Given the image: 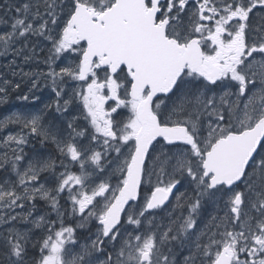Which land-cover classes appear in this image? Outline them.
<instances>
[{
  "label": "snow or ice",
  "instance_id": "obj_1",
  "mask_svg": "<svg viewBox=\"0 0 264 264\" xmlns=\"http://www.w3.org/2000/svg\"><path fill=\"white\" fill-rule=\"evenodd\" d=\"M43 4L48 9L45 15L50 16V23L55 25L59 7L56 0H43ZM36 7L39 9L41 5L38 3ZM68 7V19L57 38L48 34L49 21L43 20L37 11L33 14L34 19L42 21L38 27L34 28L26 19H16L12 31L0 35V44L7 51L14 39L32 34L52 42L53 58L75 51L81 57L75 70L52 71L47 75L53 82V91H56L57 80L65 76L75 81H88L74 95L80 97L86 110L85 119L90 118L95 132L93 142L105 149L104 153L95 152L90 163L103 172L102 156L110 151L119 156L122 145L130 146V156L118 169L122 179L111 192L107 180L92 186L89 191L87 175L61 173L56 196H52L42 185L24 186L38 183L41 174L53 170L54 162L34 161L20 169L22 147L9 146H25L27 136L18 134L6 138L3 147L15 156L0 158V171L10 164L23 191L17 195L14 189L4 192L0 188V204L15 211L24 207L20 201L41 199L56 210L59 195L67 192L73 206L72 213L84 217L78 227H85L89 220L102 226L91 244L78 255H72L67 246L77 244L74 229L61 227L53 231L55 225L47 224L41 217L34 222V227L47 228L48 235L42 242H36L40 250L38 264H92L89 257L93 253L104 251L106 241L113 244L118 239L122 245L115 262L108 256L104 264H175L163 249L173 242H180L181 235L186 236L195 226L192 216L171 238L172 226L160 234L159 240L154 233L135 236H122L121 233L122 217L127 225L140 228L147 213L164 209L180 184L177 174L195 182L200 198L213 196L224 189L232 190L230 211L234 214L233 224H239L238 230H226L223 240H215V233L209 235L207 247L197 241L196 255H189L185 264H195L197 255L203 264H264V156L260 155L264 153V87L258 96L248 98L246 95L251 85L259 83L264 86V25L255 29L260 33L258 42L249 44L245 39L250 14L254 9H264V0H71ZM22 11L27 16L29 5H24ZM186 11L189 13L187 17ZM201 22L210 23L212 27L206 29ZM207 42H210L214 54L201 50ZM254 54H261V58H254ZM98 69L105 70L103 83L96 79ZM125 75L131 81L130 88L125 89V95L130 96L127 100L119 95L120 89L124 88L121 78ZM198 79L211 86L225 81L238 85L237 98L231 104L226 102L227 93L220 98L221 106L228 109V117L221 107H214L215 97L206 99L202 92H197L189 98L191 94L184 89L189 81ZM61 93L62 89L57 96ZM171 96H176L179 102L172 101L168 119L173 123L168 126L161 107L165 98L171 99ZM241 97L246 99L243 106L239 103ZM109 100L115 101V106L106 111L104 106ZM71 103L69 99L62 106L57 105V111L66 112ZM189 104L196 106L195 111H187ZM125 107L129 108L131 117L121 126L112 117L119 108ZM237 109L242 115L234 122L232 116ZM205 113L216 121L206 125V134L200 123V117ZM41 120L42 115H14L0 121V131L15 124L27 129V135L49 138ZM83 135L82 132L76 133V136ZM101 137L103 139L98 140ZM157 140L168 146L186 148L175 149L171 157L161 149V156L152 162L154 168H159L156 173L158 183L151 196L137 206L136 202L141 200V185L151 182L145 162ZM56 143L62 155L78 163L81 169L85 168L89 158L81 159L82 150L78 151L71 143L66 146ZM170 164L171 174L165 181ZM239 184L246 185L247 193L255 197L249 207L258 213V217L245 211V218L241 220L247 193L236 191L234 186ZM73 189L77 191L73 192ZM98 198H101L99 203ZM180 199L177 198L178 206ZM199 207L198 198L191 212L195 214ZM16 219V216L11 217L12 221ZM22 220L28 222L27 217ZM9 222L0 217V224ZM148 224L151 226V220ZM10 235L12 239L8 243L11 257L15 258L14 264H26L27 234L13 232Z\"/></svg>",
  "mask_w": 264,
  "mask_h": 264
},
{
  "label": "rangeland",
  "instance_id": "obj_2",
  "mask_svg": "<svg viewBox=\"0 0 264 264\" xmlns=\"http://www.w3.org/2000/svg\"><path fill=\"white\" fill-rule=\"evenodd\" d=\"M70 2L71 0H66L64 4H59L58 6L61 7L62 10L57 12L58 19L56 24H48V34L53 39L57 38L63 31V26L69 15L68 5ZM34 3L36 8L34 13L38 11L41 16V13L48 11L47 5H45L46 8L43 7V0H34ZM38 3L41 5L39 9L36 7ZM6 4L7 0H0V16L6 18L5 21H8V23H5L6 26H8L10 22H15L16 19H26V15L22 11L23 7H21L19 3L18 6L21 11L18 8L19 11L17 14H13L12 10L8 8ZM23 5H25V3H22V6ZM3 9L5 10L3 11ZM43 20L50 21V16L44 15ZM41 22L42 21L39 19H34V16L31 21H28V23L33 24L34 28L38 27ZM11 31L12 30L5 29L2 31L1 35L8 34ZM42 37L43 36L29 34L25 37L14 39L12 44L7 46V51H4L5 46L0 44V89H3V91L0 92V101H2L0 102V121L9 119L14 115H42L41 126L48 133L49 138L39 135H27V129H22L20 125L10 124L0 131V158L5 156L12 158L15 156V153L3 147L6 138L9 135L15 136L23 134L27 136L28 141L25 146H9L22 147L21 154L23 155V161L19 165L20 169H25L28 164L34 161H52L55 164L52 171L45 172L39 176L38 183L34 185H25V188L39 187L42 185L52 193V196H56L55 189L59 184L58 178L61 173L73 175H81L83 173L89 178L86 182L89 191L92 186L107 180L111 185V192L112 189L120 184L122 177L118 173V169L123 167L124 160L128 159L130 156V146H121L119 156H117L114 151H110L108 155L102 156L101 165L104 168L103 172L98 171L96 166L90 163V157L95 152L104 153L105 149L98 142H93L92 137L95 132L90 125V118L85 119L86 110L80 102V97L74 95L81 90L82 85L79 81H77L79 86L75 85V80H71L65 76L63 79L57 80L56 91H53V82L47 75L52 71L59 73L64 70H75L81 61V57L74 51L63 53L53 58L52 42ZM40 55L45 56L40 58ZM67 81H71V83H67ZM61 89V95L57 96V92H60ZM257 90L258 88H255V91ZM255 91L253 90L250 93L249 98L258 96L262 93L261 89L257 92ZM199 92H202L206 99L215 97L214 107H221L226 117L229 116V112L228 109L221 106L220 98L225 97L227 93L226 102L231 104L232 101L236 100L238 95V92L233 93L229 88L219 91H206L204 87L201 88ZM25 96L28 97L27 100L24 99ZM69 99L72 100V103L68 110L66 112L57 111L56 106H62L63 103ZM239 103L243 106V104L246 103V99L241 97ZM195 109V105L194 107L190 104L187 106V111H195ZM187 111L185 112V116L187 115ZM241 115L240 109H237L232 116L233 121H235L236 117ZM215 122L214 117H210L206 113L200 117V123L204 126L205 134L207 132L206 125ZM227 123L228 121L226 120L225 124L227 125ZM70 124L72 125L71 127H69ZM77 132L84 133L83 137L76 136ZM88 133L91 135H87ZM99 139L103 138H98V140ZM53 141L65 146L71 143L77 147L78 151L82 150L84 155L81 159L83 160L85 157L89 158V162L85 164V168L81 169L78 163L72 164L66 155L61 154L57 147V143ZM110 147L109 145V148ZM161 149L162 147L160 151L152 155V159L147 167L151 182L144 183V195L137 206H140L144 198L151 196L154 186L158 183L156 173L159 171V168H154L152 162L155 161L157 156H161ZM163 152L171 157L168 150L163 148ZM260 155L264 156V153ZM66 159L69 162H67ZM62 163H67L68 166L65 167ZM72 166H78L79 169H74ZM170 169L171 164L169 169L166 170L167 174L164 176L165 181H167L168 175L171 174ZM176 178L180 180L179 189L171 199L169 205L155 213H147L142 219L140 228L127 225L124 221L121 235L135 236L154 233L157 240H159L160 234L166 231L168 226H172L174 231L170 234L171 238V235L179 231L184 221L187 220L189 216H192L195 226L186 236L181 235L180 242H173L172 244L166 245L163 249L164 254L168 255L175 264H185L189 255H196L195 249L197 241L204 247H207L209 235L215 233V240H223V233L226 230H238L239 224H233L234 214L230 211L231 206L229 200L233 195L232 190L218 191L213 196L200 198L195 182L179 174H177ZM0 188H2L4 192L14 189L17 195L23 191V189L18 186V177L12 171L10 164L4 166L3 170L0 171ZM75 191H77V189H73V192ZM236 191L247 193V186L242 184L236 188ZM36 195L39 196L40 193H36ZM177 198H181L180 206L177 205ZM198 198L200 200V207L197 209L196 213L193 214L191 212V207ZM100 199L101 198H98L97 203L100 202ZM250 201L254 202L255 197L252 196L251 193H247L245 205L242 206L241 220L245 218L243 215L245 211L253 217H258V213L249 207ZM6 203L7 201H5V204ZM20 203H24V207L16 208L15 211L5 208L4 204H0V217L10 221L9 223L0 224V262L2 264H8V262L14 264L15 262V258L11 257V247L8 243V241L12 239L10 233L13 232L27 234L29 238L27 249L31 247L33 249L37 248V255L32 257L31 260L33 263L38 264L40 250L39 244L36 242H42L48 235L47 228L36 229L34 227V222L41 217L45 219L47 224L55 225L53 231H57L61 227H72L74 229L77 244L67 246L72 250V255H78L85 246L91 244V242L96 239L99 229L102 227L95 220H89L83 228L78 227V225L84 221V217L72 213L73 206L68 198L67 192L59 195L58 209L56 210H53L48 202L41 199H37L34 202L20 201ZM12 216H16L17 219L12 221ZM23 217L28 218L27 223L23 222ZM149 220H151V226L148 224ZM253 223H255V221H253ZM217 225L220 227H217ZM79 231H82L81 235H78ZM84 236H89L88 238L90 239L87 241L88 243L82 241L81 238ZM121 245L122 241L120 239L113 244H109L106 241L105 250L93 253L89 259L92 261V264H104L107 257L111 256L113 262H115ZM168 249H171V251L169 252ZM212 251L214 252L215 249H212ZM101 256L102 260H99ZM30 257L31 255L28 254L27 250V253L25 252V258L29 259ZM198 259H201L199 255H197L195 264H203V261H198Z\"/></svg>",
  "mask_w": 264,
  "mask_h": 264
},
{
  "label": "flooded vegetation",
  "instance_id": "obj_3",
  "mask_svg": "<svg viewBox=\"0 0 264 264\" xmlns=\"http://www.w3.org/2000/svg\"><path fill=\"white\" fill-rule=\"evenodd\" d=\"M32 0H11V4L9 5L12 10L15 6V10L19 7L18 6V3L22 6V3H25V5H29V8H30V12L27 14L26 16V21L28 22L30 20V17L32 15V13L34 12L33 9L31 8V5H32ZM220 2H222V0H220ZM6 6H8V4H6ZM190 8H192L193 6L190 4L189 5ZM5 9H3L4 11ZM15 10H13L14 12H16ZM189 15V13L186 11L185 13V16L187 17ZM5 23H8V21H6ZM185 23H187V20H185ZM203 24V26L207 29V28H210L212 27V25L210 23H207V22H201ZM235 23V22H234ZM262 25H264V9H254L253 13L250 14V17H249V20H248V27L246 29V32H245V39H246V43H249V44H252V43H255V42H258L260 40V33L256 32L255 29L258 28V27H261ZM231 27V25L229 26ZM2 29V28H0ZM264 30V29H262ZM197 36L199 34H196ZM210 42H207L205 44L204 47H202V51H204L206 54H214V49L211 48L210 46ZM254 58L256 59H260L261 58V54H254ZM104 72L105 70L104 69H98L97 70V81L98 82H105L104 80ZM258 79V77H257ZM89 80H91V77L89 78ZM121 82L124 84V88H121L120 91H119V95L121 97V99H124V100H127V99H130V96H126L125 95V89L127 88H130V84H131V81H130V78H128L126 75L123 76L121 78ZM88 83V81L85 82V84L83 85H86ZM206 89V91H213V90H224V89H227L229 88V90H231L233 93L237 92V89H238V85H236L234 82H218L217 85L215 86H211V85H207V82L206 81H203V80H194V81H189L188 82V87L186 89H184V91H187L191 94L190 98L194 97L195 93L201 91V88H204ZM262 87L264 86H261L259 83L257 84H253L250 86V88L248 89V93L246 94L248 96V98L250 97V93L254 90L255 91V88H258L261 89L262 91ZM257 90V91H258ZM255 91V92H257ZM107 89L105 90V95H107ZM183 98V97H181ZM243 99H245V97H242ZM160 98H157V100H159ZM172 101H176L177 103L179 102L177 100V97L176 96H171V99L169 98H165V104L162 105L161 107V113H162V117L164 119V121L168 124V126H172V121L168 119V117L171 115V110H172ZM190 105H193L194 107V104H190ZM113 106H115V101H112V100H109L107 104H105V110H109L110 108H112ZM131 117V112L129 110V108L125 107V108H119L113 115L112 119L114 120V122L116 124H119L121 126H123V124L127 123V121L129 120V118ZM235 122V121H234ZM102 138V137H101ZM132 142H130L131 144ZM157 145H159L160 147H157ZM122 146H128L129 145H122ZM162 147V149L164 148L165 150H168V153L170 156L173 155V152L175 151V149L177 148H186V146H168L166 144H163L162 141H158L153 149H152V152L150 154V157H149V160H148V163H147V167L152 159V155L158 151H160V148ZM170 149H172L173 151H169ZM155 150V151H153ZM224 191H230V190H226L224 189ZM53 217V216H52ZM56 217V216H55ZM82 234V231H79L78 232V235H81ZM89 236H84L82 237V241H86L84 243H88L87 241L90 239L88 238ZM91 237V236H90ZM79 239V240H81ZM71 246V245H69ZM28 254L31 255V257L29 259H26V264H35L33 263V261L31 260L32 257H34L37 252L35 249H33L32 247L31 248H28ZM27 253V251H26ZM99 260H102V256L99 258ZM198 261H201V259H198ZM12 262H8V264H11ZM0 264H2L0 262ZM13 264V263H12Z\"/></svg>",
  "mask_w": 264,
  "mask_h": 264
},
{
  "label": "water",
  "instance_id": "obj_4",
  "mask_svg": "<svg viewBox=\"0 0 264 264\" xmlns=\"http://www.w3.org/2000/svg\"><path fill=\"white\" fill-rule=\"evenodd\" d=\"M157 141H158V140H157ZM154 144H155V143H154ZM154 144H153V145H154ZM150 151H151V149L149 150V153H150ZM146 162H147V159H146ZM146 162H145V165H146ZM142 185H143V184H142ZM142 185H141V190H142ZM235 186H236V185H235ZM235 186H234V187H235ZM175 191H176V189L173 191L172 196H173V194H174ZM172 196H171V197H172ZM171 197L169 198V201H170ZM169 201H168V203H169ZM137 202H139V201H137ZM137 202H136V203H137ZM168 203H167V204H168ZM126 211H127V209H126ZM122 221H123V217H122Z\"/></svg>",
  "mask_w": 264,
  "mask_h": 264
},
{
  "label": "trees",
  "instance_id": "obj_5",
  "mask_svg": "<svg viewBox=\"0 0 264 264\" xmlns=\"http://www.w3.org/2000/svg\"><path fill=\"white\" fill-rule=\"evenodd\" d=\"M68 82V81H67ZM70 161V160H69ZM68 160H67V162H69ZM71 162V161H70ZM65 165L67 164V163H64ZM73 164V163H72ZM67 166H68V164H67ZM74 169H76L77 168V166H72ZM10 170V169H9Z\"/></svg>",
  "mask_w": 264,
  "mask_h": 264
},
{
  "label": "bare ground",
  "instance_id": "obj_6",
  "mask_svg": "<svg viewBox=\"0 0 264 264\" xmlns=\"http://www.w3.org/2000/svg\"><path fill=\"white\" fill-rule=\"evenodd\" d=\"M36 147V146H35ZM67 160V159H66Z\"/></svg>",
  "mask_w": 264,
  "mask_h": 264
}]
</instances>
